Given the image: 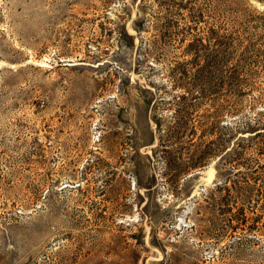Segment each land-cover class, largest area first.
<instances>
[{"label":"rangeland","instance_id":"374dc122","mask_svg":"<svg viewBox=\"0 0 264 264\" xmlns=\"http://www.w3.org/2000/svg\"><path fill=\"white\" fill-rule=\"evenodd\" d=\"M162 6L0 0V264H264V19L218 67L185 53L209 23L166 36ZM219 135L244 138L222 193Z\"/></svg>","mask_w":264,"mask_h":264},{"label":"trees","instance_id":"16d2710c","mask_svg":"<svg viewBox=\"0 0 264 264\" xmlns=\"http://www.w3.org/2000/svg\"><path fill=\"white\" fill-rule=\"evenodd\" d=\"M162 7V16L165 19V22L162 23L164 35L170 36L175 35L178 40H185V33L191 34L192 29H197L198 25L202 23L206 24L204 27V32L202 34H192L186 43L185 53L190 54L191 58L188 61H193L195 57H202L203 60H207V63L215 62L217 66L223 65L231 55L232 50L236 48V46L240 41H238L236 32L241 28L245 27V23L251 19H264V9L262 10H254L255 12L248 10L245 11L244 1L243 0H155ZM171 13L180 15L182 18H187V22L183 25L179 23L173 24L166 19L167 15ZM140 20L138 17L135 19V30L137 33H140L143 30L144 25L141 21V24L137 25V22ZM209 20V21H207ZM263 26L262 23L254 24L253 27ZM175 28V30H170ZM211 49L213 54H209V50ZM194 54V55H193ZM242 58V57H241ZM245 57H243V60ZM219 71H221L218 68ZM229 74L230 84L232 86H238V95L246 94L251 88L241 89L239 88L242 78L240 77V73L238 69L232 68ZM224 78L221 76L218 79L219 84H223ZM229 82V81H228ZM261 126L259 122L247 123L242 127L245 129H249V132H252L250 135L252 137H257L262 135L264 131V127ZM252 136V137H251ZM230 137V133L228 134ZM235 141L227 143V138L222 135L218 136L220 140L219 145L217 146V153H215L216 158L218 159V163L220 164H228L231 172L227 174L224 178L218 180V182L214 183V191L221 192L229 189L227 183L231 180L230 185H234V180L231 179V175L238 176L241 173V162H239L238 155L240 154L238 147H243L241 145V141L244 140L243 137L235 136ZM248 141V140H247ZM224 144V145H223ZM228 144V145H227ZM165 149V148H164ZM211 151L208 148L202 150V154L198 161L193 162L188 165V169H193L200 166L202 160L206 156H209ZM258 153L264 154V144L259 145ZM217 176L219 174V167H216ZM247 196V195H246ZM264 197V192L262 193ZM224 195L220 201L224 202ZM228 206L225 207L228 210Z\"/></svg>","mask_w":264,"mask_h":264},{"label":"bare ground","instance_id":"6f19581e","mask_svg":"<svg viewBox=\"0 0 264 264\" xmlns=\"http://www.w3.org/2000/svg\"><path fill=\"white\" fill-rule=\"evenodd\" d=\"M1 63V62H0ZM4 63V62H3ZM33 63L37 64V65H45V63L42 61V60H35ZM67 64H77V63H81V61H75V60H72V61H67L66 62ZM2 65V64H1ZM14 65V64H13ZM210 167V166H209ZM208 173H209V177H212L214 175V168L210 167L208 169Z\"/></svg>","mask_w":264,"mask_h":264}]
</instances>
